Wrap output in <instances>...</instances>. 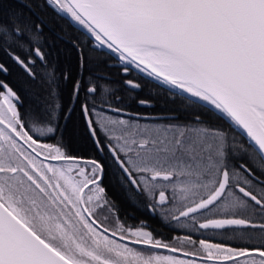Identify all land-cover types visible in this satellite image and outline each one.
Listing matches in <instances>:
<instances>
[{
	"label": "snow or ice",
	"instance_id": "snow-or-ice-1",
	"mask_svg": "<svg viewBox=\"0 0 264 264\" xmlns=\"http://www.w3.org/2000/svg\"><path fill=\"white\" fill-rule=\"evenodd\" d=\"M0 264H264V0H0Z\"/></svg>",
	"mask_w": 264,
	"mask_h": 264
},
{
	"label": "trees",
	"instance_id": "trees-1",
	"mask_svg": "<svg viewBox=\"0 0 264 264\" xmlns=\"http://www.w3.org/2000/svg\"><path fill=\"white\" fill-rule=\"evenodd\" d=\"M77 147L79 148V145H78ZM113 194H117V195H119L118 192H116V191H113ZM101 219H103V217H101ZM131 222H132V221H129V223H131ZM166 234H167V233H166ZM213 238L219 240V239H224L225 237H221V236L217 235V236H215V237H213Z\"/></svg>",
	"mask_w": 264,
	"mask_h": 264
},
{
	"label": "flooded vegetation",
	"instance_id": "flooded-vegetation-1",
	"mask_svg": "<svg viewBox=\"0 0 264 264\" xmlns=\"http://www.w3.org/2000/svg\"><path fill=\"white\" fill-rule=\"evenodd\" d=\"M113 194V193H112ZM113 195H117V194H113Z\"/></svg>",
	"mask_w": 264,
	"mask_h": 264
}]
</instances>
